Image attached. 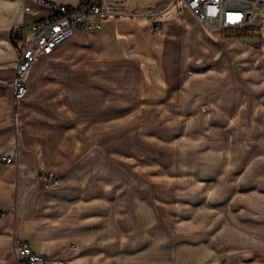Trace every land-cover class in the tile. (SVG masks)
Returning <instances> with one entry per match:
<instances>
[{"label":"crops","instance_id":"crops-1","mask_svg":"<svg viewBox=\"0 0 264 264\" xmlns=\"http://www.w3.org/2000/svg\"><path fill=\"white\" fill-rule=\"evenodd\" d=\"M159 1L126 0L125 12H147ZM30 4L34 11L28 13ZM50 13L32 0H0V206L6 212L0 216V264H19L15 245L22 242L46 256L42 264H135L151 245H143L145 235L155 243L156 228L146 229L145 206L128 204L122 192H112L115 179L121 190L127 187L128 167L98 151L95 131L126 124L129 113L161 108L159 72L166 58L160 44L165 38H156V29L168 34L181 29L180 48L187 51L177 52L172 75L177 83L192 69L208 74L228 67L231 56L248 62L262 57L240 38L209 31L189 9L162 26L156 15L113 16L76 29L50 55L41 56L27 73L26 96L15 105L12 82L19 52L12 29ZM232 71L236 85L231 94L216 96L222 111L218 123L248 129L249 144L261 155L246 174L252 191L217 202L212 209L224 208L220 213L209 210L217 219L206 242L215 240L219 249L226 240L234 255L244 250L264 254V71L249 76ZM242 77L248 82L244 87ZM3 155L14 156L15 162H3ZM54 179L58 184L51 183Z\"/></svg>","mask_w":264,"mask_h":264},{"label":"rangeland","instance_id":"rangeland-1","mask_svg":"<svg viewBox=\"0 0 264 264\" xmlns=\"http://www.w3.org/2000/svg\"><path fill=\"white\" fill-rule=\"evenodd\" d=\"M160 1L172 4L174 0ZM148 10L126 14L143 16L150 14ZM174 10L176 12H156V24L162 26L164 22L169 23L180 16L182 10ZM160 17L162 21L157 19ZM158 37L165 38L160 46L164 52L162 57L166 58L159 72L161 108L129 113L130 119L126 124L97 128L95 131L100 143L96 145L98 151L102 149L112 154L114 162H122L128 167L127 187L123 186L121 190L115 182L119 179H115L112 192H122L128 204L145 206L146 229L152 231V227L156 228L155 243L149 241L151 236L145 235L143 245H151L143 251L144 257L136 256L134 263L264 264L262 253L244 250L234 255L230 242L226 240L221 242L225 246L219 249L215 240L206 242L208 228L214 226L212 224H216L217 219L215 215L213 218L209 216V210L220 213L224 208L212 209L217 202L231 200L234 193L247 195L252 191L251 186L246 185V174L261 153L252 150L248 129L233 130L218 123L222 111L218 110L215 102L218 94L222 91L231 94L236 85L232 67L244 76L264 71V67L260 68L264 62V34L246 37L224 32L221 36L246 41L250 50L262 60L257 57L250 62L244 58L238 61L231 56L228 67L221 66L208 74H196L198 71L192 69L187 74H181V78L184 76L178 83L172 79V75L177 73V52L180 49L183 53L187 51L180 48L181 29L169 34L156 29ZM212 50L208 53L220 58L217 49ZM254 65L257 69L253 68ZM250 66L254 71L248 69ZM219 73L225 75V80L223 76L220 79L213 77ZM240 83L244 87L248 82L244 83L242 77ZM209 99L214 102L211 104ZM229 130L233 132L225 133ZM257 165L259 167V162ZM222 220L229 221L227 218ZM225 235L229 236L228 233Z\"/></svg>","mask_w":264,"mask_h":264},{"label":"built area","instance_id":"built-area-1","mask_svg":"<svg viewBox=\"0 0 264 264\" xmlns=\"http://www.w3.org/2000/svg\"><path fill=\"white\" fill-rule=\"evenodd\" d=\"M51 13L28 24H18L12 29V39L18 49L15 78L12 82L13 100L17 105L27 94V73L43 55H50L60 44L71 37L78 28H91L97 22L113 16L126 15V0H80L78 6L55 3L50 0H32ZM152 5L145 17L172 9H189L209 31L264 34V0H174L172 4ZM30 13L34 7L25 6ZM5 163H14L15 157L3 155ZM58 180L51 183L56 185ZM50 183L48 182V185ZM6 212L0 206V216ZM19 264H42L46 256L35 252L28 242L15 245Z\"/></svg>","mask_w":264,"mask_h":264},{"label":"trees","instance_id":"trees-1","mask_svg":"<svg viewBox=\"0 0 264 264\" xmlns=\"http://www.w3.org/2000/svg\"><path fill=\"white\" fill-rule=\"evenodd\" d=\"M234 33V32H233ZM235 34H238V33H235ZM239 35H245L246 37L247 36H249V35H251V34H249V33H247V32H243V33H239Z\"/></svg>","mask_w":264,"mask_h":264}]
</instances>
